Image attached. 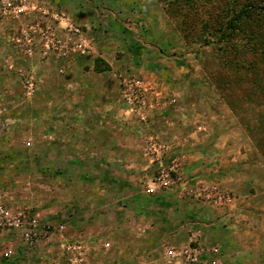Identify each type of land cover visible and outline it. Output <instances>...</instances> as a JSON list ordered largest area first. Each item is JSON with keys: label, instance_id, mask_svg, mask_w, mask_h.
I'll use <instances>...</instances> for the list:
<instances>
[{"label": "rangeland", "instance_id": "rangeland-1", "mask_svg": "<svg viewBox=\"0 0 264 264\" xmlns=\"http://www.w3.org/2000/svg\"><path fill=\"white\" fill-rule=\"evenodd\" d=\"M32 1L90 49L27 58L0 22V203L50 230L0 228V264H264V0Z\"/></svg>", "mask_w": 264, "mask_h": 264}, {"label": "built area", "instance_id": "built-area-1", "mask_svg": "<svg viewBox=\"0 0 264 264\" xmlns=\"http://www.w3.org/2000/svg\"><path fill=\"white\" fill-rule=\"evenodd\" d=\"M0 22L15 25L12 43L27 58L35 55L37 50L43 56L51 54L65 56L85 54L90 49V42L83 29L65 13L32 0H0ZM24 79L26 93L32 95L35 92L33 72L27 71ZM127 86L129 87L124 90L123 99L126 103L134 105L135 93L140 90L141 82L132 81ZM177 168V165L172 163L167 172L160 170L156 184L160 187H169L172 183L170 173L177 172ZM192 195L196 199L214 204L228 200V196L209 187L198 188L192 191ZM28 219L23 212L11 214L0 203V228H22L25 242L33 245L50 236L48 228L38 231L36 223ZM62 239L63 236L60 234L59 240ZM60 248L66 253H72L79 246L75 242L65 241L60 243ZM48 264L56 263L49 261Z\"/></svg>", "mask_w": 264, "mask_h": 264}, {"label": "trees", "instance_id": "trees-1", "mask_svg": "<svg viewBox=\"0 0 264 264\" xmlns=\"http://www.w3.org/2000/svg\"><path fill=\"white\" fill-rule=\"evenodd\" d=\"M259 9H260L261 11L263 10V9H262V8H260V7H259ZM262 13L264 14V10H263V12H262Z\"/></svg>", "mask_w": 264, "mask_h": 264}]
</instances>
